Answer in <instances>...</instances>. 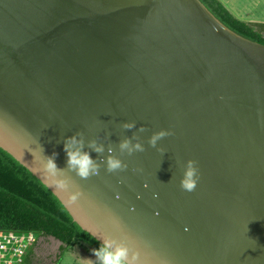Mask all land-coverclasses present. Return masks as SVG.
<instances>
[{
	"label": "water",
	"instance_id": "1",
	"mask_svg": "<svg viewBox=\"0 0 264 264\" xmlns=\"http://www.w3.org/2000/svg\"><path fill=\"white\" fill-rule=\"evenodd\" d=\"M0 147L138 264H264V45L201 0H0Z\"/></svg>",
	"mask_w": 264,
	"mask_h": 264
},
{
	"label": "trees",
	"instance_id": "2",
	"mask_svg": "<svg viewBox=\"0 0 264 264\" xmlns=\"http://www.w3.org/2000/svg\"><path fill=\"white\" fill-rule=\"evenodd\" d=\"M201 1L228 28L264 45V34L234 17L219 0ZM0 231L53 238L62 243L61 251L70 253L76 247L93 253L103 245L75 222L46 185L1 147ZM25 263L32 264L29 258Z\"/></svg>",
	"mask_w": 264,
	"mask_h": 264
},
{
	"label": "clouds",
	"instance_id": "3",
	"mask_svg": "<svg viewBox=\"0 0 264 264\" xmlns=\"http://www.w3.org/2000/svg\"><path fill=\"white\" fill-rule=\"evenodd\" d=\"M132 126L133 125H126V127H132ZM165 134L166 133L163 131L155 134L151 138L150 143L153 146H155L156 141ZM73 142H75L74 138H73ZM120 147L121 150H127L129 153H132L134 151H143V146L141 144L137 143L135 145H132L131 142L128 140L123 141ZM97 151H102V148H98ZM68 155H69V165L78 166V174L81 177H88L90 173L95 174L96 166L93 164V161L91 160L90 156L87 153L81 154L80 152H69ZM47 167L48 170L52 172H54L56 168L54 162L51 159H49ZM107 167H108V171L114 172L126 168L127 165L117 158L110 157L107 161ZM196 185H197V170L193 166V162L189 161L188 166L184 171V175L180 181V186L186 192H193L196 188ZM47 186H54L55 188L60 189L62 191H67L69 189L67 182L64 180H59V181L51 180V184ZM80 195L81 193L79 192V190L70 192L68 194L67 203L71 204L76 202L80 197ZM43 239L47 240L50 238L43 237ZM34 250L35 248L32 249L30 253L32 251L34 252ZM92 252L93 255L100 261V264H138V254L134 253L132 258L129 259L128 247L123 244H116L114 241L111 240L106 239L100 248L93 249ZM30 253H29V259L31 255Z\"/></svg>",
	"mask_w": 264,
	"mask_h": 264
},
{
	"label": "rangeland",
	"instance_id": "4",
	"mask_svg": "<svg viewBox=\"0 0 264 264\" xmlns=\"http://www.w3.org/2000/svg\"><path fill=\"white\" fill-rule=\"evenodd\" d=\"M40 240V237L37 238ZM63 245L57 240H41L31 252L32 264H97L99 261L88 249L76 247L73 252L61 251Z\"/></svg>",
	"mask_w": 264,
	"mask_h": 264
},
{
	"label": "built area",
	"instance_id": "5",
	"mask_svg": "<svg viewBox=\"0 0 264 264\" xmlns=\"http://www.w3.org/2000/svg\"><path fill=\"white\" fill-rule=\"evenodd\" d=\"M35 234L5 233L0 231V264H26L29 253L40 241ZM45 240V239H44Z\"/></svg>",
	"mask_w": 264,
	"mask_h": 264
},
{
	"label": "crops",
	"instance_id": "6",
	"mask_svg": "<svg viewBox=\"0 0 264 264\" xmlns=\"http://www.w3.org/2000/svg\"><path fill=\"white\" fill-rule=\"evenodd\" d=\"M237 19L264 34V0H219ZM100 264V261L97 262Z\"/></svg>",
	"mask_w": 264,
	"mask_h": 264
}]
</instances>
